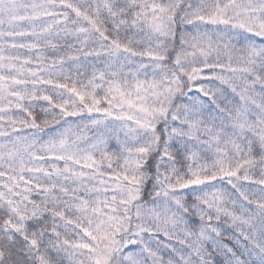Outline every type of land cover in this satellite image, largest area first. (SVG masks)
<instances>
[{
    "label": "snow or ice",
    "instance_id": "obj_1",
    "mask_svg": "<svg viewBox=\"0 0 264 264\" xmlns=\"http://www.w3.org/2000/svg\"><path fill=\"white\" fill-rule=\"evenodd\" d=\"M0 264H264V0H0Z\"/></svg>",
    "mask_w": 264,
    "mask_h": 264
}]
</instances>
